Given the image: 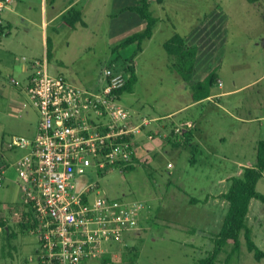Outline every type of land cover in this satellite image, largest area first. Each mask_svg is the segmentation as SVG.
Masks as SVG:
<instances>
[{
  "label": "rangeland",
  "instance_id": "1",
  "mask_svg": "<svg viewBox=\"0 0 264 264\" xmlns=\"http://www.w3.org/2000/svg\"><path fill=\"white\" fill-rule=\"evenodd\" d=\"M51 1L52 10H66L50 28L49 37L54 61L64 62L61 71L67 80L84 90L99 92L103 70L133 57L138 81L132 92L122 95L120 103L134 117L164 116L147 128L155 131L154 140H148L147 131L138 135L134 170L114 168L91 179L98 182L104 196L144 207L133 236L112 250V261L107 264H127L133 256L126 248L134 247L139 252L134 264H197L212 250V238L221 230L228 210L222 196L231 179L242 177L245 167L255 165L257 145L264 140V0H150L151 11L160 21L152 39L137 55V44L114 50L130 35L144 31L145 20L125 10L138 5L139 0H79L76 8L85 6L87 28L77 31L65 21L74 13L69 0ZM216 7L228 15L229 24L219 70L222 84L215 85L212 95L242 89L194 103L189 85L172 69L176 59L173 61L163 44L175 32L189 33ZM34 16L40 20V13ZM23 30L21 23L15 25L8 37L12 42L22 41L28 37ZM5 38L0 42L1 51L8 41ZM28 39L34 45L33 52H17L27 64L33 59L29 56L41 60L42 55L39 30ZM0 69L8 81L26 82L27 75L15 66L0 65ZM34 72L32 65L27 74ZM9 91L7 86L0 95V167H8L0 185V215L16 237L10 248L1 234L0 264H38L37 236L18 226L23 192L13 164L26 152L22 143L35 139L39 115L33 107L23 109L20 102L10 107L13 98ZM18 100L28 103L25 96ZM186 120L197 126L193 147H174L164 136L170 134L173 122ZM257 190L264 194V177ZM248 224L256 244L264 250V204L260 201H251ZM242 242L238 264H264L247 251L244 236ZM225 256H220L219 264ZM103 259L98 257L87 264H105Z\"/></svg>",
  "mask_w": 264,
  "mask_h": 264
},
{
  "label": "built area",
  "instance_id": "2",
  "mask_svg": "<svg viewBox=\"0 0 264 264\" xmlns=\"http://www.w3.org/2000/svg\"><path fill=\"white\" fill-rule=\"evenodd\" d=\"M11 2L0 0V15ZM32 65L35 72L25 86L28 103L23 106L37 111L39 125L33 142L21 145L27 153L13 164L23 204L36 220L28 231L38 238V264H87L123 246L144 209L104 196L91 179L117 163L130 162L142 128L156 119L134 122L120 103L115 91L126 84L129 73L117 63L103 70L99 92L52 75L45 61ZM11 82L22 86L18 80ZM193 128L187 121L175 132ZM0 170L1 185L6 170Z\"/></svg>",
  "mask_w": 264,
  "mask_h": 264
},
{
  "label": "trees",
  "instance_id": "3",
  "mask_svg": "<svg viewBox=\"0 0 264 264\" xmlns=\"http://www.w3.org/2000/svg\"><path fill=\"white\" fill-rule=\"evenodd\" d=\"M158 1L160 3L163 2V0ZM125 10L137 13L142 19L146 21V27L144 31L135 33L126 38L125 41L122 42L114 51L117 52L120 49L128 47L129 45L137 44V52L135 53V55H137V53L143 51L144 43L147 40L152 39V37L154 36L155 28L160 20L153 15L151 11L150 0H139L138 5L127 7ZM65 21L72 27H75L77 22L84 24L81 18V13L78 11H74L70 18H65ZM228 24V15L221 8L216 7L209 13L205 14L203 18L198 22L197 26L193 28L189 33L181 35L175 32L173 36L163 44L165 51L169 56H171L173 61L176 59V65H172V69L175 68L174 70H177L182 80L189 85L192 91V98L194 103H199L210 98L212 96L213 88L215 87V85L219 84V70L222 67L225 54L224 48L226 45ZM6 29L7 27L0 23V41L2 38L6 37ZM51 45L52 42L48 39L49 57H51ZM133 61L134 58L132 57L128 60H123L119 64L123 66L129 73V78H127L126 84L122 88L115 91L117 93L119 101L124 93L132 92L135 85L137 84L138 76ZM112 64H110L109 66H111ZM31 77H29L25 83L20 81L23 87L16 86L11 82V79L9 81L7 79L6 80L8 81L9 85L14 88L21 89L25 93V86L27 85V83H29ZM187 121L188 120L178 123L173 122L171 124L170 134L164 136L165 140L169 144L174 147H193L192 142L195 137V131H197V126L194 122L193 129L182 130L179 133L175 132L180 123H184ZM150 126L143 127L142 133L144 131H147V138L149 141H152L157 135L154 130H147V128L149 129ZM164 127H167V125H165ZM150 136L152 137L151 139ZM138 144L139 143L137 141V148L135 149L132 160L130 162L117 163V167H111L107 169V171L101 176L105 175L109 170L114 168L123 169L125 172L134 170L135 166L133 160H137L138 158ZM27 151L28 149L26 148L25 154L27 153ZM3 167L5 168V170H7L8 168L7 166H2L0 167V169ZM263 177L264 140L260 141L257 145V160L255 165L245 167L242 173V177H233L231 179V184L228 188V191L222 196L223 199L228 203V210L224 216L221 230L212 238V250L208 251L205 257L201 259L197 264H219L220 256L223 254L226 255L223 264H238L243 246L242 236H244L245 238L247 251L253 254L254 259L258 262L264 260V250H262L256 244L253 236V230L248 224L251 201L257 200L264 204V194L260 193L257 190L258 182ZM196 201L197 200L193 199V202ZM19 209L20 221H18V226L20 227L21 231L26 232L30 228L35 227L32 226V223L36 222L33 214L25 208L24 204ZM143 210L141 212V219L143 216ZM134 229H132V231ZM132 231L127 234L126 238L129 236H133L131 233ZM1 234L4 235L5 242L11 248V241L16 237V233L12 231V227L0 215V236ZM2 246V248L5 247L4 244ZM117 247L121 246L118 245ZM126 249H129L130 256H133V259L128 261L127 264H134L136 258L139 256L137 248L134 247L131 249ZM110 254L111 253H108L102 256L104 258L103 262L105 264L112 261Z\"/></svg>",
  "mask_w": 264,
  "mask_h": 264
},
{
  "label": "crops",
  "instance_id": "4",
  "mask_svg": "<svg viewBox=\"0 0 264 264\" xmlns=\"http://www.w3.org/2000/svg\"><path fill=\"white\" fill-rule=\"evenodd\" d=\"M79 3V0H69V8H74V11H78L81 13V18L84 24L77 22L74 28L75 31L78 30V28H87V23L85 21L86 17L84 15L85 12V6H81V8H76V5ZM53 2L50 0H12V2L9 4V6L3 11L1 14V19H2V24L7 27L6 29V38L8 39L7 44L5 49H2L3 51L0 50V65L3 66H15V68L18 69V71L25 73L26 78L25 81L32 76V74H27L29 71H31L32 68V63L35 61L34 56H29L33 57L32 61L30 63H25V59L22 60L23 56H17V52L23 51V52H33V43L31 42V39H28L30 35H33L34 32H37L39 30L40 38L42 41V55H41V60H38L40 62L45 61L48 65L49 72L52 75H63L65 76L64 72L61 71V68L64 67V62H55L54 61V54L53 50L54 48H51V57L48 56V39L50 40L49 33H50V28L54 27V25L59 22V19L64 16V12L66 10L59 9L57 11L52 10L53 7ZM40 13V20L37 21L35 19V14ZM146 22V21H145ZM20 23L23 25V32L25 35L28 37H24L22 41H11L12 39L9 38L12 35L13 28L15 25H20ZM67 23V22H66ZM58 25V24H57ZM60 25V24H59ZM69 25V24H68ZM146 27V23H145ZM138 33V32H136ZM135 34V33H134ZM133 35V34H132ZM9 36V37H8ZM131 36V35H130ZM128 38V37H127ZM3 38L1 39V41ZM0 41V42H1ZM53 45V44H52ZM54 47V46H53ZM134 65L135 64V61ZM136 68V67H135ZM66 77V76H65ZM8 84V81L5 78L4 70L0 69V95H2L6 89L7 86L10 87L9 91L10 94L9 96L12 97L13 99L11 100L9 106L13 107L15 104L19 105V102L21 103L20 105L24 109V101L21 102V100H18V98L25 96V93L23 90L14 88L11 85H6ZM222 84V82L219 79V86ZM239 89L242 88H237V90L233 91H227V92H222L217 95H212L210 98H213V96H224L229 93L237 92ZM210 98L206 99L209 100ZM205 101V100H204ZM203 102V101H202ZM21 109V108H20ZM162 117H155L153 119H156V122H159L162 120ZM169 117V116H168ZM142 118L145 117H134L133 121H141ZM18 179V178H17ZM19 184V181H18Z\"/></svg>",
  "mask_w": 264,
  "mask_h": 264
}]
</instances>
